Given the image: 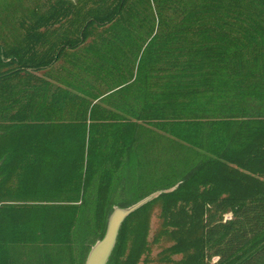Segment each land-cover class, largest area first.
I'll list each match as a JSON object with an SVG mask.
<instances>
[{"label": "trees", "instance_id": "trees-1", "mask_svg": "<svg viewBox=\"0 0 264 264\" xmlns=\"http://www.w3.org/2000/svg\"><path fill=\"white\" fill-rule=\"evenodd\" d=\"M23 1L0 5L2 24L20 11L12 24L20 34L0 41V177L12 161L20 167L17 202L0 197V264H15L12 251L25 248L39 251V263L61 264L53 257L66 253L84 264L103 237L110 181H100L89 214L92 201L76 203L91 185L93 102L113 99L129 114V174L142 125L164 136V153L175 146L196 157L179 163L188 168L174 185L146 186L144 196L129 175L134 196L121 207L173 189L126 216L106 264L148 254L155 205L173 241L161 262L264 264V0ZM60 145L67 150L51 161L47 185L28 183V160ZM66 163L72 168L58 167Z\"/></svg>", "mask_w": 264, "mask_h": 264}, {"label": "crops", "instance_id": "crops-1", "mask_svg": "<svg viewBox=\"0 0 264 264\" xmlns=\"http://www.w3.org/2000/svg\"><path fill=\"white\" fill-rule=\"evenodd\" d=\"M111 103L101 104L99 100L93 102V104H98L94 112V121L92 123V148L90 150L91 157V185L87 189L85 195L80 192L79 200L76 205L83 204L81 201L86 199L88 201H92L91 205L89 203L85 207L87 209V213L89 214L90 208H93L94 201L96 199V195L98 192V185L100 181H104L107 183L110 181L111 188L109 191V198L113 201L112 208L117 206L121 207L118 204L121 201L126 199V195L129 194V175L133 176V166L131 173L129 174V114L126 111L125 100L123 109L121 110L119 107V100H111ZM100 104V105H99ZM119 107H118V106ZM50 115V114H49ZM62 114L55 115L57 117L53 118H61ZM48 117V114L45 115ZM59 116V117H58ZM62 118L68 119L66 115H63ZM90 124L89 120L86 122V126ZM44 128H47L49 134H62V127H49L45 125ZM52 128V129H51ZM79 131H81V127H76ZM139 139L142 146H145L146 150L141 149L140 145L134 148L135 153L133 159L137 161V166L135 168L144 167V162L146 158L158 159L161 154L164 153V145L158 144L157 148L153 145L154 141L157 140V143L160 140L164 139V136L159 133L156 129L142 125L139 130ZM48 134V135H49ZM162 146V147H160ZM77 149V148H76ZM67 150V146L60 145L58 146V154H47V152H43L42 154V162L37 163L36 161L31 162L28 160V174L27 180L28 183H38L47 185V182L51 179L52 175L50 174V170H55L56 165H52L51 161H56V159H63ZM77 152H79L77 150ZM149 153V157L143 159V153ZM67 157V155H66ZM118 162L116 169H112V164L116 160ZM159 161V160H158ZM78 159L76 160L77 166ZM73 164L66 163L65 166H58L61 169H71ZM111 168V169H110ZM20 172V167L17 166L16 162H11L10 166L7 169L3 177H0V181H2V185L0 186V197L3 200L9 201L10 203L17 202L13 197L14 189L16 188V184L18 183V173ZM137 174V173H136ZM4 184V185H3ZM68 196V192L64 193V195H58L57 200H61V198ZM15 200V201H14ZM8 203V202H2ZM28 203V202H27ZM85 208L83 210H85Z\"/></svg>", "mask_w": 264, "mask_h": 264}, {"label": "rangeland", "instance_id": "rangeland-1", "mask_svg": "<svg viewBox=\"0 0 264 264\" xmlns=\"http://www.w3.org/2000/svg\"><path fill=\"white\" fill-rule=\"evenodd\" d=\"M72 1H75V0H72ZM2 3H3V0H0V5ZM22 4L24 8H32L33 6V2L30 0H24ZM16 12L17 13L15 14L16 15L15 18L11 19L9 23L3 22L2 24V21L0 18V41L3 40V38L6 39L7 41H12L14 37L20 34V32L16 31V28L12 27V24H17L16 20L19 18L18 14L20 11H16ZM61 64L62 63H60L59 65ZM159 143H162V141H159L158 143H157V140L154 141L153 145H155V148H157ZM141 144L142 143H140V140H138V145H140L139 147H141V149L143 150H146L145 146H142ZM174 147L175 146L171 148L170 152L172 153L165 151V153L161 154L158 159L156 158V160L155 158H152V159L146 158L150 156L149 153L144 152L142 154L143 159L146 158V161H143L145 166L143 170H141L142 169L141 167L140 171H137V174L139 175V177L134 171L133 172L134 174L131 177V181H130V183H132L131 187L136 186L137 188H139L140 194H135V196H140V195L144 196L145 194H147L145 192L148 189L150 190V188H147L146 186H153V189L157 190V189H160L161 186L165 183L166 184L170 183L171 185H174L176 183L178 172L182 171L183 173L188 168L187 165H185L184 168L180 166L184 162V158H187L188 156L190 157V159L192 158V156L196 157L193 151L192 152L187 151V149H184V148L182 149L181 147L180 148H177V147L174 148ZM166 153H170V155L167 156ZM174 153H176L175 157H174ZM200 154H202V152ZM191 161H193V158ZM173 181H175V183H173ZM148 182L150 183V185H145V184H148ZM134 190L133 189L130 190L131 193L126 195V199H124V201L129 202V199H132L131 197L134 196L133 194ZM159 212H160V209L157 205L152 207L150 211L149 222H148V234H147V239H146L148 243V248H149L148 254H144L140 258V261L138 264H143V259H145V257H146V261H148L145 264H169V263L161 262L159 260V258H161V256L163 255L164 250L173 244V241L170 238V236L168 234L161 232L162 226H161V220L159 218ZM227 217H230V216L229 215L225 216V218ZM12 253H13L12 256H13L15 264H44L43 261L39 263V261L42 259V256L38 254L39 251L36 252L32 248H25V249L18 250V251L14 250L12 251ZM53 253L55 254V251ZM53 258H57L58 260H60L61 264H70L69 255H67L66 253L62 255L60 254L56 255ZM180 258H181L180 255L170 257V259H172L173 261H177ZM212 261H215V259L213 258Z\"/></svg>", "mask_w": 264, "mask_h": 264}, {"label": "water", "instance_id": "water-1", "mask_svg": "<svg viewBox=\"0 0 264 264\" xmlns=\"http://www.w3.org/2000/svg\"><path fill=\"white\" fill-rule=\"evenodd\" d=\"M170 188L168 190H172ZM168 190L155 191L138 202L127 206V207H113L111 213L109 214L106 222V228L103 237L97 240L89 249L87 256L85 258L84 264H106L110 253L115 245L116 237L118 234L119 227L123 220L130 213L138 209L143 204L152 200L159 194L167 192Z\"/></svg>", "mask_w": 264, "mask_h": 264}]
</instances>
